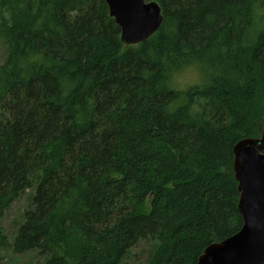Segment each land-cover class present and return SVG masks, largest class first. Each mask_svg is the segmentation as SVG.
<instances>
[{"label":"trees","instance_id":"obj_1","mask_svg":"<svg viewBox=\"0 0 264 264\" xmlns=\"http://www.w3.org/2000/svg\"><path fill=\"white\" fill-rule=\"evenodd\" d=\"M146 1L163 25L129 46L103 0H0V251L127 264L146 241L150 264H198L242 229L234 147L264 134V0ZM192 58L206 83L161 87Z\"/></svg>","mask_w":264,"mask_h":264},{"label":"water","instance_id":"obj_2","mask_svg":"<svg viewBox=\"0 0 264 264\" xmlns=\"http://www.w3.org/2000/svg\"><path fill=\"white\" fill-rule=\"evenodd\" d=\"M103 1L120 27L121 40L126 45L149 40L163 25V9L157 1ZM234 154L243 227L226 240L208 246L198 264H264V134L241 140Z\"/></svg>","mask_w":264,"mask_h":264},{"label":"rangeland","instance_id":"obj_3","mask_svg":"<svg viewBox=\"0 0 264 264\" xmlns=\"http://www.w3.org/2000/svg\"><path fill=\"white\" fill-rule=\"evenodd\" d=\"M264 31V7L257 9L255 14V26L249 36L252 41L257 34ZM6 58V48L0 42V62L3 63ZM205 74V73H204ZM207 76L205 74V83ZM34 190H28L20 197L9 209L1 221V225L6 235L12 239L23 221L25 212L31 207ZM153 249L152 242H141L133 249V256L127 260V264H150L151 253ZM0 264H45L44 258L36 252L16 255L12 251H0Z\"/></svg>","mask_w":264,"mask_h":264},{"label":"clouds","instance_id":"obj_4","mask_svg":"<svg viewBox=\"0 0 264 264\" xmlns=\"http://www.w3.org/2000/svg\"><path fill=\"white\" fill-rule=\"evenodd\" d=\"M205 83V74L201 63L192 58L170 65L161 87L180 97L194 87Z\"/></svg>","mask_w":264,"mask_h":264},{"label":"bare ground","instance_id":"obj_5","mask_svg":"<svg viewBox=\"0 0 264 264\" xmlns=\"http://www.w3.org/2000/svg\"><path fill=\"white\" fill-rule=\"evenodd\" d=\"M236 145H237V144H236ZM236 145H235V146H236ZM234 149H235V147H234ZM234 164H235V163H234Z\"/></svg>","mask_w":264,"mask_h":264}]
</instances>
